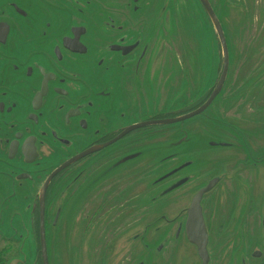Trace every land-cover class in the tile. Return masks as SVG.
<instances>
[{"label": "flooded vegetation", "instance_id": "af4514ba", "mask_svg": "<svg viewBox=\"0 0 264 264\" xmlns=\"http://www.w3.org/2000/svg\"><path fill=\"white\" fill-rule=\"evenodd\" d=\"M219 1L0 0V212L10 238L35 244L33 264L43 241L47 264L54 244L60 264H177L165 244L193 248L188 211L209 185V264H264V42L242 46L253 56L233 61L237 89L219 104L233 57ZM257 1L227 0L245 19L261 16ZM205 3L227 45L221 87ZM135 225V242L165 234L147 259L141 245L119 260ZM196 248L180 264H202Z\"/></svg>", "mask_w": 264, "mask_h": 264}, {"label": "rangeland", "instance_id": "374dc122", "mask_svg": "<svg viewBox=\"0 0 264 264\" xmlns=\"http://www.w3.org/2000/svg\"><path fill=\"white\" fill-rule=\"evenodd\" d=\"M215 2H220V1L215 0ZM256 3H257L256 4L257 11L258 10L260 11L261 16L259 18L258 17L257 18L247 17V19H245V17H242L241 15L239 17L235 16V13H237V10L234 9L231 3H228L227 0L221 1V6L223 9L222 21L224 24L225 35L227 37V41L229 44V49L232 51L233 57H232V61L230 60L228 80L226 83L225 90L223 94H221V97L219 98V100L221 101L219 102V104H221L225 100L226 98L225 96L227 95L229 90L231 91V90L237 89V77L236 76L239 75L238 66L236 67L237 64L236 62L234 63L233 61L238 57V60L240 61L243 60V63H248L250 58L253 56V54L250 53V49H248V47L242 48V46H244L245 44L251 43L253 41L255 43H261V44L264 42V5H263L264 3L260 1H257ZM217 10L219 11V9ZM225 12H227L226 14H228V16L225 15ZM204 35L208 37L207 44H205L203 40V35L201 37L199 36L200 39L202 40V43H201V48L203 49L202 59H205L206 61L207 60L210 61V62L208 61L207 62L211 64V61L214 58H217L216 52L211 51L213 49L212 44L216 43V39H214L213 30L209 32L208 31L204 32ZM260 51L262 53L264 52L263 46L261 47ZM255 59H257V57H255ZM245 73L248 74L247 72ZM259 73H263V71ZM259 73H256V74H259ZM216 109L217 107L215 105V110H213V112H215ZM228 151H229V154L227 153V150H224L218 153L217 151H214L213 153H210V155L213 158L218 157V156H223V157L229 156L233 158L234 150H232L231 148V149H228ZM136 213L137 212H134V215ZM139 213L136 218L135 216H131L133 218V222H136V220L140 216H142V214H139ZM147 213L148 211L145 210V214ZM0 218H1L0 219V264H9L11 262L9 260H11L12 257H17V256L28 259V262L31 264L34 261L35 255H36L35 244L26 243V242H23V243L15 242L16 240L14 241L13 238H10L13 233V230L9 228L8 223H5V219L7 218L6 211L0 212ZM13 225H16V224L14 223ZM251 227L255 229L253 235L251 236L252 243L255 244L258 240V236H257L258 226L256 224H253L251 225ZM128 228L129 230L126 233V237L124 238V242H123L124 245L121 247L120 252L119 250H117V252L119 253L118 255L119 260L121 259L120 253L123 251L128 252V256H131L129 258H134V259L139 258L138 250L141 245L144 248H143V256L140 258L143 260L147 259V256H146L147 252L152 253V251H154L156 249V246L159 244L158 242L161 241L160 240L161 236H164L165 234L164 232L165 227L158 226V229H156L157 227L155 228V231L153 233L154 235L151 238L145 237V239H142L140 243V242H135V239H136L135 237L138 235V232H139L138 225H135L134 228L133 227L130 228V226ZM143 235H144V230H143ZM146 235H150V233L148 232ZM172 242H174L176 246L173 245ZM54 246L56 249L55 244ZM169 247L170 249H168ZM191 247L192 246L189 243H183L182 241L181 242L180 241H168L165 244L164 250L165 251L174 250L172 254L177 259L176 263L180 264V261L183 260L182 258L184 257V254L186 255V252L195 248V246H193V248ZM55 249H53L54 252L51 253L52 254L51 255L52 258H50L51 264H60L59 259L60 258L62 259V256L56 254ZM134 253L138 255L137 258L133 256ZM189 255H191L192 257L194 256V259L196 260L197 256H195L194 254L193 255L189 254ZM61 259H60V262H61ZM191 262L192 264H197V260L191 261ZM198 262L199 264H201L200 260H198Z\"/></svg>", "mask_w": 264, "mask_h": 264}, {"label": "water", "instance_id": "95a60500", "mask_svg": "<svg viewBox=\"0 0 264 264\" xmlns=\"http://www.w3.org/2000/svg\"><path fill=\"white\" fill-rule=\"evenodd\" d=\"M205 1V0H203ZM205 7L208 10L210 16L212 17V20L215 24L216 31L219 35L221 44L223 45L224 49V73L221 78V84L225 81L227 76V70L229 67V58L227 53V45L226 40L224 37L223 29L221 28V25L219 24L218 20L216 19L211 6L208 3H205ZM218 92V91H217ZM216 92V93H217ZM215 96V95H214ZM213 96V97H214ZM178 184L177 186H179ZM176 186V187H177ZM213 185H209L207 189L201 191L200 193L196 194L194 196V199L192 201L191 207L188 211L189 213V219L187 221V236L189 241L196 246L198 255L202 260V264H209L210 258H209V252L207 249L208 244V234L206 231L204 219H203V207H202V200L203 196L208 193L210 190H212ZM42 248H43V259L44 264H47V256H46V249H45V242H42ZM20 259H14L9 264H20Z\"/></svg>", "mask_w": 264, "mask_h": 264}, {"label": "trees", "instance_id": "16d2710c", "mask_svg": "<svg viewBox=\"0 0 264 264\" xmlns=\"http://www.w3.org/2000/svg\"><path fill=\"white\" fill-rule=\"evenodd\" d=\"M15 258H19L20 260H23V261H24V264H25L26 262H28V259L21 258L20 256H17V257H12V259H11V260H9V261H12V260H13V259H15ZM31 264H33V262H32Z\"/></svg>", "mask_w": 264, "mask_h": 264}, {"label": "bare ground", "instance_id": "6f19581e", "mask_svg": "<svg viewBox=\"0 0 264 264\" xmlns=\"http://www.w3.org/2000/svg\"><path fill=\"white\" fill-rule=\"evenodd\" d=\"M264 5V4H263ZM263 5H261V6H263ZM261 24V23H260Z\"/></svg>", "mask_w": 264, "mask_h": 264}]
</instances>
